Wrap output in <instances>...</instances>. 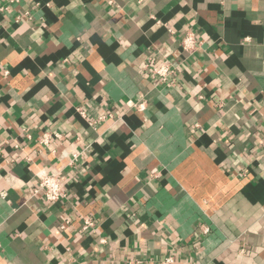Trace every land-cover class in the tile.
<instances>
[{"label": "crops", "instance_id": "obj_1", "mask_svg": "<svg viewBox=\"0 0 264 264\" xmlns=\"http://www.w3.org/2000/svg\"><path fill=\"white\" fill-rule=\"evenodd\" d=\"M262 136L264 0H0V264H264Z\"/></svg>", "mask_w": 264, "mask_h": 264}, {"label": "built area", "instance_id": "obj_2", "mask_svg": "<svg viewBox=\"0 0 264 264\" xmlns=\"http://www.w3.org/2000/svg\"><path fill=\"white\" fill-rule=\"evenodd\" d=\"M138 3H142L144 0H136ZM180 47L183 52L191 53L198 47V42L194 36L192 31H187L185 35L180 40ZM152 74L163 84H168L170 81V77L172 76L174 69L169 63H161L158 66L151 68ZM139 108L142 105H138ZM104 116L98 118V120H102ZM40 143L42 145H49V136L48 134H43L40 138ZM260 152L264 155V136H262L260 141ZM61 178L58 174L52 172L49 174H43L39 176L37 181V185L35 187V193L41 194L44 199L48 202H55L60 200L64 193L61 187ZM93 226V222L89 219H86L83 223V229H88ZM205 231H207L205 229ZM174 258L169 255L161 260H138L133 259L128 262V264H173Z\"/></svg>", "mask_w": 264, "mask_h": 264}]
</instances>
